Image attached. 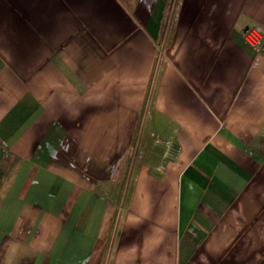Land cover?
<instances>
[{
  "label": "crops",
  "instance_id": "obj_1",
  "mask_svg": "<svg viewBox=\"0 0 264 264\" xmlns=\"http://www.w3.org/2000/svg\"><path fill=\"white\" fill-rule=\"evenodd\" d=\"M264 0H0V264H264Z\"/></svg>",
  "mask_w": 264,
  "mask_h": 264
},
{
  "label": "built area",
  "instance_id": "obj_2",
  "mask_svg": "<svg viewBox=\"0 0 264 264\" xmlns=\"http://www.w3.org/2000/svg\"><path fill=\"white\" fill-rule=\"evenodd\" d=\"M244 38L251 46L258 48L263 39V33L256 27H247L244 31Z\"/></svg>",
  "mask_w": 264,
  "mask_h": 264
}]
</instances>
